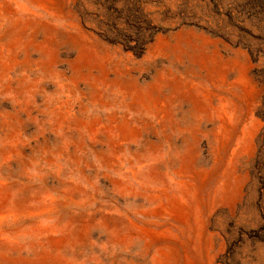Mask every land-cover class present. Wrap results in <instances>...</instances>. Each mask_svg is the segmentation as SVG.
<instances>
[{"label": "rangeland", "instance_id": "374dc122", "mask_svg": "<svg viewBox=\"0 0 264 264\" xmlns=\"http://www.w3.org/2000/svg\"><path fill=\"white\" fill-rule=\"evenodd\" d=\"M0 264H264V0H0Z\"/></svg>", "mask_w": 264, "mask_h": 264}]
</instances>
